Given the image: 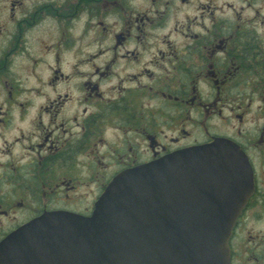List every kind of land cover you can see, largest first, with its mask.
<instances>
[{
  "label": "flooded vegetation",
  "instance_id": "1",
  "mask_svg": "<svg viewBox=\"0 0 264 264\" xmlns=\"http://www.w3.org/2000/svg\"><path fill=\"white\" fill-rule=\"evenodd\" d=\"M218 2L0 0V242L46 213L90 216L121 172L219 139L253 183L230 264L264 258L263 232L244 251L238 236L264 218V0Z\"/></svg>",
  "mask_w": 264,
  "mask_h": 264
},
{
  "label": "water",
  "instance_id": "2",
  "mask_svg": "<svg viewBox=\"0 0 264 264\" xmlns=\"http://www.w3.org/2000/svg\"><path fill=\"white\" fill-rule=\"evenodd\" d=\"M252 192L245 156L217 139L116 175L90 216L24 224L0 242V264H230Z\"/></svg>",
  "mask_w": 264,
  "mask_h": 264
},
{
  "label": "rangeland",
  "instance_id": "3",
  "mask_svg": "<svg viewBox=\"0 0 264 264\" xmlns=\"http://www.w3.org/2000/svg\"><path fill=\"white\" fill-rule=\"evenodd\" d=\"M232 1L233 0H220V2H218V3H221V2H223V3H232ZM88 41H82V42H79L77 45H79L78 47H77V49L78 48H80L81 49V52L84 54V55H87V49L86 48H84V45H85V43H87ZM66 66L67 67H69L70 66V59L67 57V55H65V57H64V64H63V70L64 69H66ZM81 69L82 70H84L85 69V67L83 66V64H81ZM23 82L25 83V84H29V85H32V84H34V82H35V80H33V79H24L23 80ZM2 96H0V98H1ZM33 114H34V112H33V110H32V113H31V115L29 116V117H27V120H26V125H27V123L29 122V121H31V119H32V117H33ZM32 122V121H31ZM30 122V123H31ZM32 124V123H31ZM33 125V124H32ZM22 126H24L23 124H22ZM29 126V125H28ZM207 126H208V128H209V130H210V132H212V133H218V132H220V131H224L221 127H218V125H217V123L215 122V121H213V120H209L208 121V124H207ZM194 130V129H193ZM197 130L199 131V129L197 128ZM212 143V142H211ZM209 144V143H208ZM205 145V144H204ZM261 162H264V161H261ZM259 168V170L261 171L260 173H259V176H260V178H261V181H260V186H262L263 188H264V167H262V166H260V167H258ZM262 168V169H261ZM81 175V174H80ZM80 181H81V183H80V185L82 184V183H85V182H88V180H87V178L86 177H84L83 175H81V177H80ZM261 187V188H262ZM262 188V189H263ZM76 196H79V199L80 200H85L86 198H90V197H92L93 196V189H91L90 191L89 190H85L84 188H79V191L76 193ZM86 202V201H85ZM80 205H86V203H76L75 204V206L77 207H81ZM76 210H78V208H76ZM247 215H248V219H246L245 220V222L243 223V226L241 227V229H240V232H241V234L239 233L238 234V236L239 237H242V244H240L241 245V248H242V250L244 251V250H247V248L248 247H252L253 246V244H254V242L256 241V234H258V232H263L264 233V218H262L259 222H256L255 220H251V217H250V213L248 212L247 213ZM249 243H251V246H248V244ZM263 244H264V242H263ZM263 251H264V248H263ZM262 254H264V253H262ZM263 256H260L259 255V261H257L258 262V264H264V258H262Z\"/></svg>",
  "mask_w": 264,
  "mask_h": 264
}]
</instances>
